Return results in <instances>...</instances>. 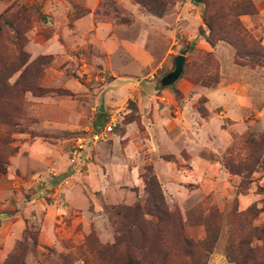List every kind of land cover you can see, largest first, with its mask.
<instances>
[{"label": "rangeland", "instance_id": "obj_1", "mask_svg": "<svg viewBox=\"0 0 264 264\" xmlns=\"http://www.w3.org/2000/svg\"><path fill=\"white\" fill-rule=\"evenodd\" d=\"M112 2L0 0V264L264 263V0Z\"/></svg>", "mask_w": 264, "mask_h": 264}, {"label": "trees", "instance_id": "obj_2", "mask_svg": "<svg viewBox=\"0 0 264 264\" xmlns=\"http://www.w3.org/2000/svg\"><path fill=\"white\" fill-rule=\"evenodd\" d=\"M107 1V0H105ZM114 2H112L111 5H113V7H115L116 12H120V9L117 7V3L115 0H112ZM136 2L142 4L144 7H147L153 14L161 16L164 14L167 4H168V0H135ZM118 12V13H119ZM210 26V25H208ZM154 215L157 216L158 214L156 213V211H154ZM134 215H129V220L131 221V218H133ZM157 230V229H156ZM157 234H156V233ZM130 234L133 235V233L138 234L140 233L139 239L141 241L145 242V245L147 247V249H149L150 247V253L152 251L153 248V252H154V248L158 247V252L161 254L162 259L169 257V254L173 251L175 252H186L188 254H191L193 256V254H195L197 251H199V249H201L202 247L204 248V245L202 244V242H198L195 243L194 241H192L191 239H189L185 233H183L182 231H178V235H179V241L177 243V245L175 247L172 248H165L164 246H162V244L157 242H153V238L155 237H159V235H161L160 233H158L157 231L152 230L151 228H147V227H143L140 226V228L138 229V226H135V229H131ZM157 235V236H156ZM150 239V240H149ZM243 239H240L239 241H235L237 243V247H240L242 244ZM151 241V244H150ZM187 241V243H186ZM97 240L95 242H92L93 244H96L97 247L93 248L94 251L97 252V259L100 261V264H114V263H110L111 260L117 261L118 263H121L122 260H125V264H141V261L134 257L133 254H130L128 249H125L124 251L121 250V245H122V241L120 239H117V241L113 244H109V245H100L97 244ZM199 243L200 248L199 247ZM236 243H233L236 244ZM232 244V243H231ZM212 243L211 244H207L205 247L206 253L209 254L212 252ZM251 249V248H250ZM180 250V251H178ZM228 255L229 257L234 260L237 264H248L247 260L245 259V257L243 256V254H236L233 251H228ZM17 254H13L8 263L10 262L11 264H13L12 262H14V264H23L24 261L16 263L15 260L17 261ZM162 263V261H161ZM87 264H93L91 262H87ZM194 264H207V261L205 259H200L199 261L195 262ZM264 264V263H262Z\"/></svg>", "mask_w": 264, "mask_h": 264}, {"label": "water", "instance_id": "obj_3", "mask_svg": "<svg viewBox=\"0 0 264 264\" xmlns=\"http://www.w3.org/2000/svg\"><path fill=\"white\" fill-rule=\"evenodd\" d=\"M184 61H185V56L184 55H178L176 57L175 61V69L169 73H167L161 80V83L163 85H172L177 81L180 76L182 75L183 72V67H184ZM98 123H104V120H98Z\"/></svg>", "mask_w": 264, "mask_h": 264}, {"label": "built area", "instance_id": "obj_4", "mask_svg": "<svg viewBox=\"0 0 264 264\" xmlns=\"http://www.w3.org/2000/svg\"><path fill=\"white\" fill-rule=\"evenodd\" d=\"M107 124H106L107 126L106 125L105 126H102V129L101 128H98L95 133L94 132L92 133V135L95 136V137L97 136L98 137L97 139L103 138L107 132H110V131L113 130V126L115 127L116 121H115L114 118H111V121H109ZM99 127H100V125H99ZM78 145L80 147H83L82 144H80V143H78Z\"/></svg>", "mask_w": 264, "mask_h": 264}, {"label": "crops", "instance_id": "obj_5", "mask_svg": "<svg viewBox=\"0 0 264 264\" xmlns=\"http://www.w3.org/2000/svg\"><path fill=\"white\" fill-rule=\"evenodd\" d=\"M116 2H122V1H125V0H115ZM130 3H132L131 2V0H128Z\"/></svg>", "mask_w": 264, "mask_h": 264}]
</instances>
